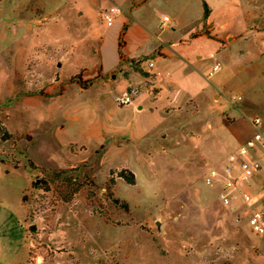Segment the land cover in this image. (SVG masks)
<instances>
[{"label": "rangeland", "instance_id": "rangeland-1", "mask_svg": "<svg viewBox=\"0 0 264 264\" xmlns=\"http://www.w3.org/2000/svg\"><path fill=\"white\" fill-rule=\"evenodd\" d=\"M168 41L191 96H156ZM251 98L264 136V0H0V264H264V170L232 205L205 182Z\"/></svg>", "mask_w": 264, "mask_h": 264}, {"label": "built area", "instance_id": "built-area-1", "mask_svg": "<svg viewBox=\"0 0 264 264\" xmlns=\"http://www.w3.org/2000/svg\"><path fill=\"white\" fill-rule=\"evenodd\" d=\"M114 10H112V13ZM163 24L170 21V18L164 14L161 15ZM107 25H112V17L106 16ZM152 68L153 64H149ZM221 64H214L209 76H213L221 70ZM260 124V121H257ZM264 170V136L257 131L245 143L239 146L235 162L224 167L221 170H211L206 177V184L216 186L221 184L222 190L219 194V201L227 205H232L240 193L239 187L247 184L252 178L262 174ZM244 203L250 204L251 197L246 193L241 194ZM247 217V225L252 232L259 236H264V209L254 210L252 212L244 211Z\"/></svg>", "mask_w": 264, "mask_h": 264}, {"label": "crops", "instance_id": "crops-1", "mask_svg": "<svg viewBox=\"0 0 264 264\" xmlns=\"http://www.w3.org/2000/svg\"><path fill=\"white\" fill-rule=\"evenodd\" d=\"M138 9V8H137ZM136 9V10H137ZM162 22V20H161ZM134 18H133V22L130 24V26L127 28V31L125 32L124 35V40H125V55L128 56V58H140V54L139 52H137V55H130V53L128 52V48L131 44H134L136 46L137 49H139V47H144V42L139 39V38H134L135 37V31H137V28L134 26ZM158 25H159V21H158ZM162 33V32H161ZM160 37V36H159ZM158 38V37H157ZM168 45L173 46V50H168L167 48H163L161 51L164 54V56L159 57L158 59L156 58L157 62L154 63L153 62V73L156 74V79L154 80V82H157V86L159 87L160 91L157 93L156 96H191L189 94L188 88L190 86V84H188L187 82L189 81L188 78H180L178 77V72H182L184 73L185 70H187L186 65L183 64V62H176V66L174 67H164L167 65L168 60L172 59L175 60L178 56L175 53H178L180 51H178V47L181 45H178V43H175V41H168L167 42ZM157 48L162 47V45H159L158 41L156 43ZM155 46V47H156ZM175 49H177V51H175ZM169 52H174L172 54H170ZM189 63V62H188ZM187 63V65H188ZM190 65V63H189ZM189 67V66H188ZM185 68V69H183ZM136 74L134 73H130L129 77H135ZM175 78V79H174ZM183 81H185V84L183 83ZM173 86V87H172ZM175 89V91L173 89ZM174 91V92H173ZM218 93V92H217ZM219 94V93H218ZM216 93H212L209 96H220ZM256 98L254 99H250L247 102H243L241 105V109H242V115L244 116V120L241 123V126H239L238 129H240V135H239V144H243L245 143L248 139H250L253 134L251 132V128L249 126H247V124L244 121H247V117L249 115H251V111L254 110L256 107V102L255 101ZM141 109V107H140ZM263 111V108H260ZM258 111V110H257ZM250 131V133H249Z\"/></svg>", "mask_w": 264, "mask_h": 264}, {"label": "trees", "instance_id": "trees-1", "mask_svg": "<svg viewBox=\"0 0 264 264\" xmlns=\"http://www.w3.org/2000/svg\"><path fill=\"white\" fill-rule=\"evenodd\" d=\"M204 8H205V11H204V18H205V20L208 18V6H207V4L206 3H204ZM124 35V31H123V33L121 34V36H123ZM119 46H121L120 45V43H119ZM135 69H137V67H135ZM137 73H139V74H142L145 78H147V77H149L148 76V74L146 75V73H143L141 70L140 71H136ZM7 133V132H6ZM7 135H9L8 133H7ZM121 177H125V180L129 183V184H134L135 183V179H134V175L133 174H131L130 176H124V175H122ZM117 202V201H116ZM125 207H127V206H125Z\"/></svg>", "mask_w": 264, "mask_h": 264}, {"label": "water", "instance_id": "water-1", "mask_svg": "<svg viewBox=\"0 0 264 264\" xmlns=\"http://www.w3.org/2000/svg\"><path fill=\"white\" fill-rule=\"evenodd\" d=\"M114 77V76H113ZM157 226L159 227V229H160V227H161V224H160V222H158L157 223Z\"/></svg>", "mask_w": 264, "mask_h": 264}]
</instances>
